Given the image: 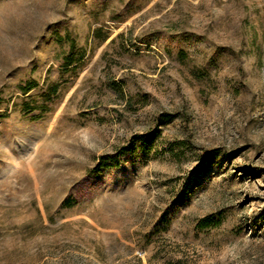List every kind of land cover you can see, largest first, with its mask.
<instances>
[{
	"label": "rangeland",
	"instance_id": "374dc122",
	"mask_svg": "<svg viewBox=\"0 0 264 264\" xmlns=\"http://www.w3.org/2000/svg\"><path fill=\"white\" fill-rule=\"evenodd\" d=\"M0 264H264V0H0Z\"/></svg>",
	"mask_w": 264,
	"mask_h": 264
},
{
	"label": "trees",
	"instance_id": "16d2710c",
	"mask_svg": "<svg viewBox=\"0 0 264 264\" xmlns=\"http://www.w3.org/2000/svg\"><path fill=\"white\" fill-rule=\"evenodd\" d=\"M111 87L113 88V89H115L116 91H121V86L118 84V83H116V82H112L111 83ZM57 88H58V86H57ZM31 88H30V86L29 87H23V91L24 92H27V91H29ZM215 153L216 154H218V152L217 151H215Z\"/></svg>",
	"mask_w": 264,
	"mask_h": 264
}]
</instances>
